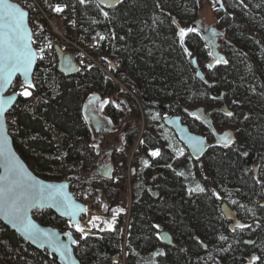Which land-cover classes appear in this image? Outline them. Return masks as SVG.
Instances as JSON below:
<instances>
[{"label":"trees","instance_id":"1","mask_svg":"<svg viewBox=\"0 0 264 264\" xmlns=\"http://www.w3.org/2000/svg\"><path fill=\"white\" fill-rule=\"evenodd\" d=\"M185 1L190 0H124L123 4L115 8L105 7L116 39L104 40L102 51L119 60L122 68L117 74L123 81H128L145 108L152 107L167 113L183 109L184 102H191L194 97H202L210 117H195L192 121V116L185 111L188 117L184 120L192 131L200 127L198 130L209 132L214 139L204 157L194 159L195 164L205 161L199 171L206 191L188 197L186 182L179 181L172 172L173 168L166 167L171 163L177 165V161L163 146L158 133L152 128L148 129L147 135L151 138L152 146L161 151L162 162L158 163L160 159L156 158L151 163L146 178L148 188L134 200L127 254L123 258V236L119 230L94 232L95 235L75 245V252L82 264H139L140 255L145 257L156 249H165V255L160 256L156 264H196L199 251L207 250L213 237L219 234L229 237L240 234L239 229L231 231L237 212L231 211L232 216L226 214L225 209L231 207L225 200L226 190L223 188L252 193L255 191L251 186L252 167L260 161L264 162V101L259 95L251 93L254 86L264 93V37L250 22L229 11L227 6L221 8L223 18L228 21L227 26L237 28L230 34V44L241 58L225 59L228 64H224L222 59L205 73L208 81L201 79L197 75L198 68L191 61L196 60L200 67L201 62L210 57L204 39L197 34L188 38L187 47H184L191 53L189 56L180 47L175 35L177 25H189V17L180 12L181 3ZM54 2L67 5L68 15L77 18L84 36L96 35L93 34V21L87 20L83 5L78 0L47 1ZM243 6L247 13L257 17L264 25V12L254 10L245 1ZM173 19L175 24L172 23ZM154 20L156 23H153ZM83 28H87L88 32H83ZM239 38L254 41L256 47L239 45ZM73 59L76 61L75 56ZM249 69L252 74L246 76ZM33 82L37 84L33 96H20L16 104L20 132L14 136V143L18 152L29 166L32 158H35L34 153L39 154V159L42 157L41 166L44 170L49 169L52 161L47 155L56 150L52 132L58 130L65 135L69 145L67 160L71 163L85 161V164L91 160L90 170L94 169L97 154L88 147L92 143L93 131L84 113V100L90 93L115 95L120 90L117 83L105 79L96 68L68 74L59 65H38ZM233 101L238 103L234 104ZM155 103H159L160 107ZM121 104L123 108L120 110L112 105L107 107L114 121L127 116L125 103L121 101ZM225 111H232L234 116L230 119L237 120L234 131H230L236 141L232 148L219 146L216 143L218 137L212 135L213 129L219 133L215 119L228 118L224 116ZM245 116L248 118L245 119ZM130 129L133 132L128 134L127 143L133 145L138 129ZM116 141L114 137L112 144ZM101 150L103 147H99V153ZM244 151L248 152V156L240 154ZM69 172H73L72 168ZM35 173L47 180L51 178L46 174ZM103 175L105 177L100 178L97 186L104 189V194L113 197L118 185L113 184L109 172ZM70 183H74V180ZM213 191L219 193L221 199H216L212 195ZM259 202L257 206L261 210L257 222L260 227L243 242H239L236 252L229 256H218V264H248L254 247L264 243V207H261L264 205V196L260 197ZM34 213L41 215L39 221L43 225L56 227L59 220L69 223L50 210H35ZM154 224L161 225V230H171L176 244L168 246L158 240L156 233L159 230L152 227ZM247 240L256 242L249 244ZM0 241L4 242L0 245V264H59L55 255L47 250L36 249L2 222Z\"/></svg>","mask_w":264,"mask_h":264},{"label":"rangeland","instance_id":"2","mask_svg":"<svg viewBox=\"0 0 264 264\" xmlns=\"http://www.w3.org/2000/svg\"><path fill=\"white\" fill-rule=\"evenodd\" d=\"M244 1L254 10L264 12V0ZM41 2L45 4V0ZM222 4L223 7L227 6L229 11L232 13L240 15L245 19V21L250 22L253 25V28L260 32L264 37V25L261 23V21L256 19L257 17L255 18L246 12L245 7L240 4L239 0H222ZM181 7L182 8L180 12L186 14L189 17V25L179 27L197 28L198 32L200 33L199 35H201L206 43V49L208 52L213 53V56H210L208 60L201 62L200 69L204 71V73L208 72V68L206 67L207 64L215 63L213 59V57H216L215 54H218L219 58L226 57L228 60L231 58H241V55L239 57L234 47L230 44V41L232 40L230 34L234 33L237 28L227 26L228 21L223 18L222 11L220 10L223 7H221L220 4L216 5V8L219 9V11L214 10L212 0H199V3L197 0H190L189 2L185 1L181 3ZM82 8L83 13L87 17L88 21H96L95 23L92 22L95 25V31H93V34L100 33L111 38L110 33H112L113 28L111 25L110 16L109 19H105L94 4H86L83 5ZM213 27H216L223 33V35L218 38L219 45L216 47V50L213 47V43H208L204 38V35ZM86 30L87 28H83V32H88ZM193 34L196 33H190L185 38V47H187L186 42L188 38H190V36ZM237 43L241 46H248L250 48L252 46L256 47L254 41L249 39L246 40L239 38ZM257 49L259 50V48ZM217 64L218 63L215 65ZM251 72L252 71L249 69L246 76L252 74ZM120 79L124 86L118 83L117 85L119 86L120 90L123 89L122 92L119 90L113 96H101L97 93H90L84 100V113L93 131L91 144L98 143L100 147H103L101 153L97 155L95 165L96 167L94 169L90 170L91 160L87 164H85V161L71 163L67 160L69 145L66 141L65 135L58 130H53L52 132V141L54 147H56V150L53 154L47 155V158L52 161L49 169H43L41 166L42 157L39 159V154L36 153H34L35 158H32L30 161V167L35 172L48 175L51 177L50 180L69 182L74 180V183L72 184V191L77 195L76 197H79L86 203L89 209V213L82 218L81 224L86 225L88 219L92 215H99L105 219L111 220L113 211L105 212L102 205H107L110 210L115 211L123 209V211L119 212L117 215L114 227L116 230H119L120 234L123 236L121 249L122 256L124 258L125 254H127L126 248L128 243V230L132 218L133 203L134 200L138 199L145 189L148 188L146 185L148 168L150 167L151 163L154 162V159L148 156V150L156 148L152 146L151 138L147 135V130L152 128L156 133H158L163 146L177 161V165L171 163L170 168H173L172 172H174L178 180L180 179L186 182L185 189L188 197H194L201 193H193L190 195L189 189L195 188L197 185L203 187L199 167H203L205 161L201 160L198 162V164H195L194 158L190 154L186 145L178 138L173 128L169 127L165 123L164 118L178 115L181 116L185 122V118L188 117L186 113L188 115L189 113H194V115H189L192 116V121L195 120V117L204 118L205 116L209 118L210 116L208 115V109L204 108L205 103H202V97H194L191 102H184L185 104L183 109L177 107L179 110L176 109L167 113L152 107L145 108L144 104L136 95L133 88L128 85V81H123L121 77ZM254 88L256 94H254L251 90L252 95H259L261 97L260 99L264 101V96L260 95L261 91L257 90V87L255 86ZM126 89H129L130 92H128ZM93 95L99 97V100H95L90 103L89 97ZM105 99L109 100L110 102L116 101L119 103V110L123 108L121 101L124 102L127 116H124L122 120L114 121L107 111V107H109V105H112L113 108L118 110V108H116L112 103L106 105L101 111L99 105ZM132 100H134V103ZM85 105H88L89 107L85 108ZM136 110H138V112H136ZM185 111L186 113H184ZM97 120H99L102 125L99 128L97 127ZM109 120L111 123H108ZM215 121H217V131L221 134L225 131H234V127L237 124L236 119L231 120L230 118L224 117L216 118ZM192 123L194 124L195 122ZM132 127H136L138 129V133L136 134L134 144L129 145L127 143V136L128 134H132L133 131L130 129ZM199 128L200 127H197L195 131H193L203 134L210 140V143L213 144L214 139H212L210 133L207 131H200L198 130ZM114 137L117 138V141L116 143L112 144ZM141 140H143L145 143L140 144ZM103 141H105L104 144ZM117 149H121V151H117ZM180 150L183 151V155L179 154ZM157 158L160 159V162L158 163H161L162 157L160 156ZM144 160L149 161L148 167L143 165ZM121 163L122 165H120ZM105 166L107 168L114 167L116 171L115 174H122V177H116L115 174H113L111 177L113 184H115V186L118 185L113 197L109 196L107 193L104 194V189L100 186H97V184H99V180H101L100 178L105 177V175H103L104 172H101L99 169H104ZM71 168L73 172H69ZM252 170V181L253 183L255 182V184L253 185V183H251V186L255 191L248 193V191H243L241 189L234 190L226 187L223 188V190H226L224 191V196L226 198L225 200L232 208H229L230 210L226 209V213H230V211L237 212V217H234L233 219V225L236 223V221H239L241 223L251 224L253 227L251 229L246 228L243 231H240L239 235H234L231 237L226 236L228 238L227 241H220L218 239V237L222 234L213 237L211 239L210 246L207 247V250L203 249L199 251L196 264H218L216 260L218 256H229L236 252L239 242H243V240L249 237V235L254 230H258L260 227L257 221L261 209L257 205L260 203V197L264 196V162L260 161L253 165ZM178 172H183L184 175L179 176L177 175ZM256 179H259L262 181V183H256ZM233 200L237 201L238 203L232 204L231 201ZM239 205H244L245 207L241 208ZM249 209H251V211H249ZM253 213L255 215H253ZM33 215L36 220H40V214L33 213ZM56 225V228L59 227L65 231H72L73 235L80 242L79 233H76L74 229H69L68 224L59 220ZM160 230L161 225L159 231ZM93 232H96V230L93 229ZM229 245H231V248L228 247ZM223 249L228 250L224 251ZM253 250V254L264 257V243L257 244ZM157 251H163L165 253V249H156L153 253ZM153 253L145 257L140 255L138 257L139 264H156L160 256H154Z\"/></svg>","mask_w":264,"mask_h":264},{"label":"snow or ice","instance_id":"3","mask_svg":"<svg viewBox=\"0 0 264 264\" xmlns=\"http://www.w3.org/2000/svg\"><path fill=\"white\" fill-rule=\"evenodd\" d=\"M80 5L94 4L95 7L99 10L100 14L103 15L105 19H109V13L104 10L107 8H115L117 5L123 4L124 0H78ZM199 3V0H197ZM240 4L243 5L244 0H239ZM47 3V0H45ZM220 4L223 7L222 0H212V5L214 10L219 11L216 8V5ZM52 12L60 14L65 11L67 5H61L59 3L55 5H49ZM29 16V13L23 10L17 4L11 3L10 0H0V169H3V174H0V217L8 221L14 228H16L20 234L23 236L26 242H31L33 244H39L42 248L51 249L52 253H55L60 256L64 261V264H77V261L73 258L72 254V245L79 244V240L74 238L72 231H65L63 235L67 237V241L61 239L60 234L48 229L41 228L29 215L31 210H39L45 207L55 208L63 216L69 218L68 228L74 229L76 233H79L80 240H87L90 235H95L93 229L96 232H112L115 231V222L116 217L119 212H122L123 209L118 211L110 210L107 205H102L105 212L113 211L111 220L105 219L99 215H92L87 221V224H81L80 220L77 217L80 213L88 214L89 209L84 207L72 197L65 192L66 184H45L42 181L36 180L35 177L29 173L22 164L17 160L15 155L12 153L10 148H8L7 136L5 134V112L10 106V103L15 100L16 96H23L25 98L32 97L37 84L32 80V68L36 61L43 60L44 56L42 53L45 51L44 47L39 49V52L33 49V44L37 43L33 39V32L28 27L26 20ZM96 21H93L95 23ZM153 23H156L154 20ZM173 24L176 21L173 19ZM178 31L175 35L178 37L180 47L183 48L184 52L191 56V53L188 52V49L184 47L185 38L190 33H196L199 35L198 29L194 27H179L177 25ZM111 39L115 40V33H110ZM216 33L213 31L210 34V39H214ZM109 37L97 33L94 40L104 41ZM121 40L124 39L123 36L120 37ZM51 43H48L46 47H51ZM96 46V45H94ZM209 56H213L212 52H209ZM101 59H106L101 57ZM215 63H209L206 65L208 69L215 67L216 63H220L222 58L213 57ZM224 64H228V60H222ZM109 66L115 68V65H112L109 61ZM191 63L195 64L193 60ZM65 66L71 70L72 65L71 61L66 59ZM91 68V65H88ZM79 71V69H76ZM20 73L24 79L20 85V90L14 93L12 96L4 97L2 95L5 90L6 84H11L12 78ZM199 75V73H197ZM203 79V77H201ZM121 92L123 89L120 90ZM252 92L255 93V88L252 89ZM264 96V93H260ZM99 100V97L95 95L89 97V102ZM112 103L116 108H120V104L116 101H109L105 99L100 105L99 108L102 111L103 108ZM233 103H238V101H233ZM88 105H85V108H88ZM189 115H194V113H189ZM224 116L232 118L234 113L232 111H225ZM200 119V117H196ZM248 117L245 116V119ZM108 123H111L109 120ZM101 122L97 120V127H101ZM212 135L218 137L216 143L223 148H232L235 144V138L230 131H225L222 134H219L212 130ZM189 145L192 147V150L196 153H202L207 145L203 138L189 136L187 137ZM143 140L140 141V144H144ZM213 147L215 145H212ZM97 155H99V144L93 143L89 145ZM239 151V148L236 149ZM121 151V149H117ZM180 155H183V151L180 150ZM243 156H248V152L244 151L240 153ZM148 156L153 159L161 156V151L159 148L149 149ZM143 165L145 167L149 166V161L144 160ZM166 167H171V165H166ZM108 169L104 167V173H107ZM177 175L183 176V172H178ZM110 178V177H109ZM256 183H262L259 179H256ZM151 191V190H149ZM205 188L197 185L195 188L189 189V194L193 193H204ZM87 195V194H86ZM156 195V193H153ZM212 195L216 199H221L219 193L213 191ZM232 204H237L238 202L233 200ZM243 208L244 205H239ZM264 207V205H261ZM251 211V209H249ZM230 215V213H229ZM253 215H255L253 213ZM259 226V225H257ZM153 228L159 230L160 225L154 224ZM253 226L251 224L241 223L236 221L234 226L231 228L232 232H236L238 229L243 231L244 229H251ZM156 238L168 239L166 235L162 236L159 231L156 233ZM220 241H227V237L220 235L218 237ZM4 242L0 241V245ZM203 245V241L200 242ZM206 247V245H205ZM231 248V245L228 246ZM227 251L228 249H223ZM154 256H164L163 251H157L153 253ZM264 264V257L260 255L253 254L248 260V264H257V262Z\"/></svg>","mask_w":264,"mask_h":264},{"label":"built area","instance_id":"4","mask_svg":"<svg viewBox=\"0 0 264 264\" xmlns=\"http://www.w3.org/2000/svg\"><path fill=\"white\" fill-rule=\"evenodd\" d=\"M29 13V23L33 32V39L37 41L34 47L37 52L41 47L45 48L42 53L43 60L38 59V65L58 66V47L76 58L80 70L99 69L105 79L116 82L122 86L123 83L117 74L122 68L117 58H112L102 51L103 41L94 40L93 36H84L76 17L68 15V7L63 13L57 14L51 11L49 5L54 3H41L38 0H11ZM61 5H66L59 3ZM51 43V47H46ZM96 45V46H94ZM104 57L106 59H101ZM115 65L111 68L108 62ZM88 65L92 67L89 68ZM22 81L17 80L10 88L8 94L20 90ZM130 92L128 89H126ZM18 106H14L7 114L6 121L9 133L14 137L20 132ZM22 108V107H21ZM20 108V109H21Z\"/></svg>","mask_w":264,"mask_h":264},{"label":"water","instance_id":"5","mask_svg":"<svg viewBox=\"0 0 264 264\" xmlns=\"http://www.w3.org/2000/svg\"><path fill=\"white\" fill-rule=\"evenodd\" d=\"M11 3H14L13 1L10 0ZM16 4V3H14ZM23 9V8H22ZM25 10V9H23ZM26 11V10H25ZM26 23L28 25V27L31 29L30 27V23H29V16L26 20ZM32 30V29H31ZM215 32L216 35L214 37V39H210V34L211 32ZM223 33L218 30L216 27H213L211 28L205 35H204V38L205 40L212 44L213 43V47L216 49V47H218V38L220 36H222ZM33 49L36 51L35 47H34V44H33ZM58 57H59V67L62 71H65L66 73L68 74H72V73H75L78 69L77 66L71 62V65H72V68L71 70H69L68 68H66L65 66V61L66 59L70 60L69 59V55L64 52L61 48L58 47ZM71 61V60H70ZM196 63H195V66L198 68V71L197 73H199V77H203L204 80L208 81L206 79V76H205V73L204 71H202L197 63L196 60H194ZM37 66H38V60L36 61V63L33 65V68H32V80L34 78V74L36 72V69H37ZM21 79L22 82H23V79L24 77L20 74V73H17L13 78H12V82L11 84H6L5 85V90L3 91L2 95L4 97H8V96H12L13 94H7L8 91L10 90V88L12 87V85L15 83V81L17 79ZM211 85V84H210ZM19 98L20 96H16L15 100L12 101L10 103V106L7 108L6 112H5V124H4V128H5V134L7 136V142H8V148H10V150L12 151V153L15 155V157L17 158V160L20 162V164H22L24 166V168L29 172L31 173V175L33 177L36 178V180L38 181H42L44 182L45 184H60V183H63V184H66L67 187L65 188V192L68 193L73 200L76 201V203L84 206V207H87L86 203L84 201H82L81 199H78L75 195V193L72 191V186H71V183L69 181H55V180H47V179H44L42 177H40L37 173H35L31 167L28 165V163L24 160V158L21 156V154L18 152V150L16 149L15 147V143H14V137L9 133V130H8V125H7V121H6V116L8 114V112L17 104V102L19 101ZM155 105L157 107H160V104L159 103H155ZM164 121L165 123L173 128V130L175 131L176 135L178 136V138L186 145V147L188 148L190 154L192 155V157L194 159H201L204 157V155L207 153V151L209 150L210 148V142L208 140V138L206 136H204L203 134H199V133H196L194 131H192L190 129V127L183 121V118L181 116H168V117H165L164 118ZM189 136H195V137H200V138H203L204 141H205V144L207 145V147L205 148V150L202 152V153H196L192 150V147L189 145L188 141H187V137ZM0 174H3V169H0ZM88 208V207H87ZM39 210H50L52 211L56 216H58L59 218L61 219H64V220H67L69 221V218L67 216H63L61 215V213L59 211H57L55 208H49V207H45V208H42V209H39ZM35 209L34 210H31L29 212V215L31 216V218L41 227V228H44V229H48L50 231H54V232H57L60 234V237L62 240L64 241H67V237H65L63 235L64 232H62L60 229L56 228V227H53V226H47V225H43L42 223H40V221L36 220L34 218V213ZM225 212H226V209H225ZM228 216H232L233 213L230 211V215L229 213H226ZM86 214L84 213H80V215L77 217L78 220H82V218L85 216ZM0 222H2L5 226H7L8 228L12 229L13 231H15L21 238H23V236L20 234V232L14 228L10 223H8L7 220H5L4 218L0 217ZM160 234L162 236L166 235L168 237V239H160L161 242L165 245H168V246H174L176 244L175 242V238L173 236V234L167 230V229H163V230H160ZM74 238L76 239V237L74 236ZM24 239V238H23ZM247 243L249 244H253L255 243L256 241L255 240H247L246 241ZM30 243L33 247H35L36 249L38 250H41V251H44V250H47L49 251V253L55 255L57 258H58V261H59V264H64V261L60 258L59 255L55 254V253H52L51 252V249H48V248H42L39 246V244H33L31 242H28ZM72 254H73V258L77 261V264H82L81 260L79 259V257L77 256L76 252H75V245H72Z\"/></svg>","mask_w":264,"mask_h":264},{"label":"flooded vegetation","instance_id":"6","mask_svg":"<svg viewBox=\"0 0 264 264\" xmlns=\"http://www.w3.org/2000/svg\"><path fill=\"white\" fill-rule=\"evenodd\" d=\"M215 50H216V49H215ZM215 56H216V58H219L218 54H215ZM222 59L225 60L226 58L223 57ZM222 59H221V60H222ZM71 62L73 63V60H71ZM97 130H98V128H97ZM120 165H122V163H121ZM107 169H108V172H109V176H111V177H112L113 174H115V172H116L115 169H114V167H109V168H107ZM99 170H100L101 172H104V169H103V168H100ZM103 174H106V173H103ZM115 176H116V177H117V176H118V177H122V174H119V173H118V174H115Z\"/></svg>","mask_w":264,"mask_h":264}]
</instances>
